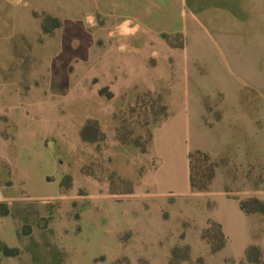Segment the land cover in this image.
<instances>
[{"label":"rangeland","instance_id":"rangeland-1","mask_svg":"<svg viewBox=\"0 0 264 264\" xmlns=\"http://www.w3.org/2000/svg\"><path fill=\"white\" fill-rule=\"evenodd\" d=\"M106 1L88 9L79 8L86 0H46V8H32L30 18L24 17L25 35L0 40V92L11 103L0 106V137L10 153L9 161L0 162V188L6 197L32 196L18 203L20 213L46 193L37 177L48 175L44 184L50 190L41 199L52 216L39 225L63 223L83 252V264L94 257L93 264H107V255L110 264H236L222 255L226 240L205 193L218 171L228 176L225 190L241 200L251 198L243 191L263 182L264 41L248 36L264 34V0H208L215 8L201 12L183 0L151 11L145 9L148 0ZM154 1L170 6V0ZM2 10L0 29L9 35L12 12ZM221 44L226 58L211 57ZM234 60L244 63L242 72ZM248 62L256 65L253 73ZM177 87L199 93L204 111L188 137L180 132L168 146H155L161 164L153 176L161 190L179 191L187 186L185 151L194 148L187 155L190 192L160 197L147 183L159 161L151 142L170 116ZM236 98L255 102L249 106L255 121L249 170L231 159L236 142L251 141L245 134L248 107H239L241 121ZM203 143H224L225 154L213 157L198 148ZM17 168L29 169L32 180H15ZM192 184L207 189L196 191ZM98 196L107 199L91 201ZM8 211V201H0V216ZM92 212L99 215L93 218ZM19 215L0 227L16 246ZM254 215L252 244L264 258V216Z\"/></svg>","mask_w":264,"mask_h":264},{"label":"crops","instance_id":"crops-1","mask_svg":"<svg viewBox=\"0 0 264 264\" xmlns=\"http://www.w3.org/2000/svg\"><path fill=\"white\" fill-rule=\"evenodd\" d=\"M114 3L118 2L119 4L122 0H113ZM109 1L106 0H86L85 6H80L79 8H88L95 9L101 8L108 4ZM111 3V2H110ZM184 5L190 6V10L195 12L206 11L209 7L215 8L212 3L208 0H183ZM173 0H170V6L164 5L160 6L154 0H148L147 5L145 7L146 10L153 9H161L168 10L172 8ZM46 8V0H0V9L3 13L6 11L7 13L12 12V22L13 28L9 35H5V32L0 29V40L9 41L12 39V36H22L26 33V28L24 27V17L30 18V13L32 8L36 7ZM40 7V8H41ZM165 7V8H164ZM217 7V6H216ZM221 8V7H219ZM244 12V11H243ZM4 16V18H8V14ZM237 23V22H235ZM249 40H262L264 41V34L262 35H249ZM225 39H222V43H224ZM220 42V43H221ZM8 45V44H7ZM9 47V46H8ZM7 47V48H8ZM11 47V46H10ZM220 52L216 55H211V57L218 58L219 56L226 58V52L224 51L223 45L218 46ZM207 53V52H206ZM210 54H206L209 56ZM236 64V65H235ZM234 66L237 68V72H242L245 67L244 63L239 60H234ZM234 71L235 68H233ZM256 69V65L254 62H248L247 71L249 73H253ZM254 78H252V87L255 86ZM7 88H4V90ZM8 96L6 92H0V106H8L11 105L8 100ZM190 103H188V101ZM172 108L170 109L171 113L167 120L163 121L155 130L152 137L151 142V151L155 157L158 158V164L154 166L151 170L150 175H155L158 171L161 158L159 153L156 151L155 146L160 142L164 143L166 146L170 144V142L176 138V136L182 132L185 136H189L194 120L199 123L202 122L203 115V103L200 94L195 93H186L184 92L183 87L175 88L173 93L172 102L170 104ZM234 105L237 107V112H242V109H239L242 105H246L247 113L246 116V137L251 139L250 144L247 146H240L238 142H236L235 151L231 154V159L236 164H241L245 166L247 170H249L251 162H254V138H255V121L251 118L249 106H254L255 102L246 98V100H242L240 98H236L234 101ZM237 117H240L242 121V113L237 114ZM204 128L206 126L202 124ZM240 135L237 134V137ZM233 138V134L231 135ZM264 138L263 136H261ZM262 153L264 155V143ZM199 149L205 150L213 157L222 156L225 154V146L222 143L220 146L213 148V146H205L203 143L198 147ZM194 149V148H193ZM193 149L188 148L185 151L184 155V164L182 167V178L186 181L187 186L182 190H174L172 188H167L165 190H161L158 185V179L149 175L148 186L157 191L160 197H165L168 193L170 194H178V195H186L190 192V169L187 161V155ZM10 160V153L8 151V141L0 137V162L6 163ZM53 175L56 174V170L53 169L51 171ZM31 172L27 168H17L15 172H12V177L17 179L19 182L26 181L29 183L32 180ZM46 174H38V180L41 187H43L46 191L45 194H41L37 196L38 203H35L34 206L30 205L29 209H25L24 207L20 210V213H17L18 203L25 202L31 199V195L28 198H11L6 197L4 194V190L0 188V201H8V214L6 216H0V227L1 225L10 219L15 217V214L19 215V223L16 225V230L19 236L18 246L21 250L20 254L14 257H2L0 260V264H83V252L80 249H77L72 244L73 233L69 232L63 223L58 222H50L48 225L40 226V219L45 218L47 216H52L46 208L45 201L41 199L43 196H48L47 188L44 183L46 179ZM250 175L246 176V185L250 186ZM228 181V176L225 172L218 171L212 182L210 184V189L205 193V196L210 197L214 201V207L211 211L212 219L220 225L221 231L226 239V245L222 249V255L231 258L236 264L240 261L244 260V253L246 248L252 244V222L255 218L254 214L247 215L240 208V198L233 196L232 192L225 190L224 185ZM57 186H58V181ZM52 183V182H51ZM47 184V183H46ZM232 184H234L232 182ZM213 187H216L214 189ZM50 190V189H49ZM246 196L256 197L263 201L264 203V167H263V182L259 187L248 188L247 190L242 192ZM91 197V196H90ZM216 198V202H215ZM107 199L105 196L103 197H94L91 199L92 202L98 203L99 200ZM99 213L92 212V215ZM96 215H93L94 218ZM264 216V215H262ZM16 220V218H15ZM24 225L31 226V232L29 234L22 233V227ZM111 232L108 231L107 235ZM105 238V235L103 236ZM237 239V244H233V240ZM0 240L4 242L6 245L10 247L16 246L15 244L7 241L3 238L0 233ZM230 244H229V241ZM16 246V247H18ZM100 255V254H99ZM105 255V254H102ZM93 259L89 261L88 264H93ZM107 264H110L109 255H107ZM105 261V259H103ZM101 263V262H100ZM99 263V264H100Z\"/></svg>","mask_w":264,"mask_h":264},{"label":"trees","instance_id":"trees-1","mask_svg":"<svg viewBox=\"0 0 264 264\" xmlns=\"http://www.w3.org/2000/svg\"><path fill=\"white\" fill-rule=\"evenodd\" d=\"M192 154H189V158H192ZM214 174L212 173L209 177V181L212 180ZM192 189L196 191H203L206 190V186L201 187H195L192 184ZM240 208L241 210L246 213L247 215L259 213L261 215H264V203L260 199L256 197H251L248 200H240ZM252 205L255 208H250L249 206ZM6 214V213H5ZM218 227L220 229L221 235L224 237L220 225L218 224ZM23 234H29L31 232V226L26 225L23 228ZM225 238V237H224ZM226 240V239H225ZM0 252L2 256L4 257H14L20 254V249L17 247H10L6 245L4 242L0 240ZM240 264H264V258L262 257V253L258 246L254 244H250L244 253V260L240 262Z\"/></svg>","mask_w":264,"mask_h":264},{"label":"bare ground","instance_id":"bare-ground-1","mask_svg":"<svg viewBox=\"0 0 264 264\" xmlns=\"http://www.w3.org/2000/svg\"><path fill=\"white\" fill-rule=\"evenodd\" d=\"M125 29L127 28V27H124Z\"/></svg>","mask_w":264,"mask_h":264}]
</instances>
